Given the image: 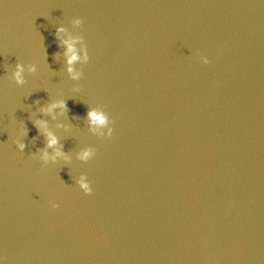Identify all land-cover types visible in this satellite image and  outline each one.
I'll list each match as a JSON object with an SVG mask.
<instances>
[{
    "label": "water",
    "instance_id": "95a60500",
    "mask_svg": "<svg viewBox=\"0 0 264 264\" xmlns=\"http://www.w3.org/2000/svg\"><path fill=\"white\" fill-rule=\"evenodd\" d=\"M0 264H264V0H0Z\"/></svg>",
    "mask_w": 264,
    "mask_h": 264
},
{
    "label": "clouds",
    "instance_id": "9594fccd",
    "mask_svg": "<svg viewBox=\"0 0 264 264\" xmlns=\"http://www.w3.org/2000/svg\"><path fill=\"white\" fill-rule=\"evenodd\" d=\"M74 22L77 25L83 24L82 18H77ZM64 31H65V29L63 27L57 28L58 34L64 32ZM63 43L66 45L65 55L67 56V63H68V65H70V67L68 68V72L73 74V79L79 80L82 78L83 72H76L75 69L73 67H71V65H74L76 62H78L80 60V56L77 53V51L75 50L72 43H69L66 40ZM200 60L204 64L210 63L209 59L206 56H201ZM84 61L86 63L90 62V55L88 53L87 48H85V52H84ZM16 69L17 70L14 73V78L18 84H23L24 83V79H23V75H22L23 70H24L23 65L18 63L16 65ZM31 70L33 72L36 71L35 66H32ZM58 107L64 109L65 112H67L68 111L67 101H60L59 103H53L49 108L45 109V111L51 112L53 109L58 108ZM87 116H88L90 124L93 126L104 127V126H107L109 123H111L112 127L109 128V137H112V135L114 133V127H113L114 121L112 119L110 120L108 115H106L102 111L90 109L87 113ZM36 124L38 127L45 126L44 121H36ZM47 137H48V140H47L46 147L44 149L40 150L41 159L45 163H47L49 160H51L54 163L56 161L57 157H63L66 161H69L70 157L64 153V151L62 150L63 149L62 145L56 149L54 155L50 156L47 149L55 147L58 144V139L51 132L47 133ZM15 143H16V146L19 149V151L21 153H23L25 148L27 147V145L25 143H23L20 139H16ZM95 155H96V150L88 149V150L82 151L80 153L79 158L84 162H88L89 160L93 159ZM35 157H36V154H33V158H35ZM79 184H80L81 190L83 191V193L85 195H91L93 193V187L91 185V182H85L84 178L82 177L79 181ZM51 207L53 209H56V208H59L60 205L58 203H52Z\"/></svg>",
    "mask_w": 264,
    "mask_h": 264
}]
</instances>
